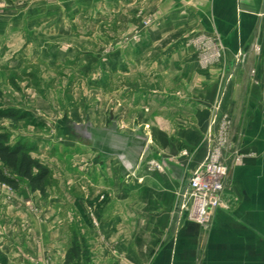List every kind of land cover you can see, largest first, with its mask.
Wrapping results in <instances>:
<instances>
[{
    "label": "crops",
    "instance_id": "1",
    "mask_svg": "<svg viewBox=\"0 0 264 264\" xmlns=\"http://www.w3.org/2000/svg\"><path fill=\"white\" fill-rule=\"evenodd\" d=\"M140 7L151 9V40L157 48L152 55L159 58L153 69L159 74L156 103L160 113L167 111L157 118L166 125L159 124L154 134L186 148L188 155L179 164L188 178L218 153L230 170L222 205L205 225L183 219L173 211L175 180H152L151 193L144 190L142 199H110L101 242L82 225L75 189H60L77 180H50L45 195L21 181L13 200L0 190L4 264H65L81 232L88 234L91 264H264V0H140ZM197 30L208 35L211 47L182 41ZM3 75L6 82L0 71V85ZM173 88L183 90L184 97L171 95ZM36 102L61 138L41 139L35 157L55 167L88 159V172L103 171L99 177L108 180L109 169L124 168L121 156L131 161L127 168L138 165L139 152L130 154L129 133L120 128L123 117L104 112L105 103L87 109L64 100L58 104L39 97ZM46 145L55 150L56 161L40 156ZM163 182L170 184L166 193L159 185Z\"/></svg>",
    "mask_w": 264,
    "mask_h": 264
},
{
    "label": "rangeland",
    "instance_id": "2",
    "mask_svg": "<svg viewBox=\"0 0 264 264\" xmlns=\"http://www.w3.org/2000/svg\"><path fill=\"white\" fill-rule=\"evenodd\" d=\"M150 11L140 7V0H0V71L7 75L6 82L3 75L0 85V110H14L18 115L0 121V130L9 134L8 143L26 144L35 157L33 152L39 149L41 139L60 141L55 122L36 107L40 97L58 104L63 100L78 102L87 109L105 103L104 112L113 111L123 117L120 128L129 133L130 154L139 152L138 165L131 168L125 166L131 161L121 156L120 167L124 168L109 169V180L99 177L104 176L103 171L97 175L89 173L88 159L75 158L55 167L35 157L51 170L47 185L50 180H77V184L60 189H75L82 225L90 228L101 242L105 241L103 212L110 199L125 195L129 202L142 199L144 190L147 195L151 193L152 180H175L173 211L186 219L182 199L188 174L179 163L188 151L178 143L180 137L177 145L165 135L159 139L154 134L159 124L161 128L166 125L167 121L157 118L167 115V111L160 113L156 103L159 74L153 69L159 58L155 60L152 55L157 48L151 40L154 25ZM182 39L199 47H208L209 43L208 35L200 30ZM23 80L27 83L24 86ZM170 94L184 97L183 90L175 88ZM58 111L61 114L63 110ZM50 148L46 145L41 149L43 154L39 153L45 160L56 158L55 150ZM174 148L177 153L170 155L168 150ZM21 181L27 182L20 179L17 188L7 185L10 190L1 186L0 190L13 200ZM159 185L168 192L170 184ZM47 193L46 190L42 195ZM25 205L36 209L30 201ZM72 244L80 247L74 262L91 264L88 234L75 235Z\"/></svg>",
    "mask_w": 264,
    "mask_h": 264
},
{
    "label": "built area",
    "instance_id": "3",
    "mask_svg": "<svg viewBox=\"0 0 264 264\" xmlns=\"http://www.w3.org/2000/svg\"><path fill=\"white\" fill-rule=\"evenodd\" d=\"M229 175V167L219 159L218 153L210 154L188 178L183 192L182 208L187 220L207 224L210 213L222 205L221 195ZM9 184L0 182L5 190ZM0 264H4L0 261Z\"/></svg>",
    "mask_w": 264,
    "mask_h": 264
},
{
    "label": "trees",
    "instance_id": "4",
    "mask_svg": "<svg viewBox=\"0 0 264 264\" xmlns=\"http://www.w3.org/2000/svg\"><path fill=\"white\" fill-rule=\"evenodd\" d=\"M17 112L14 110H0V121L4 118L13 119ZM18 116V115H17ZM8 132L0 130V182L17 188L19 180H27L33 191H46L47 180L51 174L50 168L39 159L33 157L26 144L8 143ZM80 247L72 244L68 250L66 264H76L75 258L79 256ZM77 264H80L77 262Z\"/></svg>",
    "mask_w": 264,
    "mask_h": 264
}]
</instances>
